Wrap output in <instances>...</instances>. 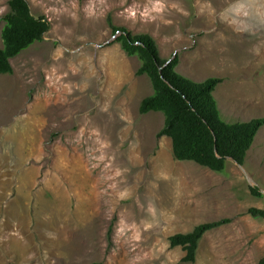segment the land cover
<instances>
[{
	"label": "rangeland",
	"instance_id": "1",
	"mask_svg": "<svg viewBox=\"0 0 264 264\" xmlns=\"http://www.w3.org/2000/svg\"><path fill=\"white\" fill-rule=\"evenodd\" d=\"M28 2L51 30L0 75V264H259L264 127L244 166L177 160L165 115L140 114L153 86L111 24L151 35L195 82L223 79L222 118L249 122L264 117V0ZM224 219L184 263L171 238Z\"/></svg>",
	"mask_w": 264,
	"mask_h": 264
},
{
	"label": "trees",
	"instance_id": "2",
	"mask_svg": "<svg viewBox=\"0 0 264 264\" xmlns=\"http://www.w3.org/2000/svg\"><path fill=\"white\" fill-rule=\"evenodd\" d=\"M9 6L10 12L3 17L0 75H11V60L43 41V36L51 30L46 17L32 13L28 0H10ZM111 25L114 36H118L116 43L122 45L129 57L140 60L137 75L147 76L153 86L154 93L142 101L140 114L159 112L165 115V126L158 138L166 136L172 140L175 158L181 162H194L215 173H224L228 160L244 166L256 137L264 127V117L249 122H226L214 96L223 79L195 82L177 71L179 57L172 61L161 57L157 42L151 35H133L124 27ZM251 193L258 198L264 196L256 187H251ZM248 214L264 220V210L252 208ZM232 221L224 219L200 225L189 234L172 237L171 245L187 251L184 263H195L205 234ZM259 264H264V257Z\"/></svg>",
	"mask_w": 264,
	"mask_h": 264
},
{
	"label": "clouds",
	"instance_id": "3",
	"mask_svg": "<svg viewBox=\"0 0 264 264\" xmlns=\"http://www.w3.org/2000/svg\"><path fill=\"white\" fill-rule=\"evenodd\" d=\"M157 7H159V6H157Z\"/></svg>",
	"mask_w": 264,
	"mask_h": 264
}]
</instances>
